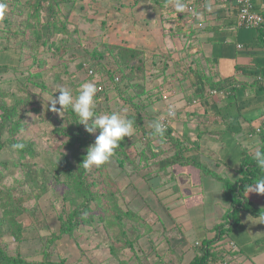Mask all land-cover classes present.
Segmentation results:
<instances>
[{
    "label": "crops",
    "instance_id": "0c3cea01",
    "mask_svg": "<svg viewBox=\"0 0 264 264\" xmlns=\"http://www.w3.org/2000/svg\"><path fill=\"white\" fill-rule=\"evenodd\" d=\"M15 1L19 3L20 0ZM116 1L122 5L111 2L114 7H102L108 5H103L104 0H98L99 5L102 4V38H107L110 44L142 50L147 57L153 58L152 61L157 58V62L167 64L178 59L184 62L183 57L187 55L191 62H199V58L205 60L203 66L196 63L195 70L183 66L184 73L189 70L183 82L176 79L171 85L168 83L170 89L163 93V99L142 111L147 129L166 114L169 107L176 111L171 123L174 140L165 138L161 142L157 137L152 138L142 149H145V157L139 163L144 168L142 177L149 184L151 177H155L159 181L158 187L184 192V196H176L175 200H161L163 211L183 221L178 225L173 218L176 226L168 228L156 211L144 217L132 210L145 221L150 220V224L160 231L161 239L168 241L175 250L193 251L198 243H211L217 258L227 256L225 259L231 264H264V195L248 193L247 189L244 201L248 209L240 208L237 222L231 226L226 222L234 208L224 188V180L237 183L241 179L243 163L256 149L264 150V133L260 130H264V82L258 79L264 75V47L260 48L264 45L262 34L256 30L252 40L239 39L238 10L233 2L215 4L209 1L203 6L200 0H185V10L177 13L160 11L151 3L140 0ZM258 1L257 8L264 13L262 1ZM4 2L8 7L0 16V33H5L9 22L18 20L13 11L16 8L10 15L13 3L10 0ZM190 5L194 7L193 12L186 11ZM17 6L21 7L20 4ZM171 23L176 29H168ZM179 34L184 36V42L179 40ZM187 38L188 43L185 42ZM251 44L255 48H249ZM4 52H0V65L6 61ZM201 76L211 85L219 83L224 86L221 90L232 92L221 98L210 96L209 87L203 86ZM178 154L182 156L180 162L174 161ZM197 163H201L207 172ZM262 177L264 171L256 173L253 183ZM171 181L177 184L170 187ZM128 188L121 190L122 193L125 194ZM207 196L211 198V207L206 201ZM144 203L147 207L148 203L143 201L141 204ZM196 217L197 225L193 226L203 231L204 238L192 245L181 236L185 237L183 223L195 221ZM228 235L236 244L231 252L227 250L229 245L220 244V240ZM197 251L194 256H188L190 261L200 256L201 250Z\"/></svg>",
    "mask_w": 264,
    "mask_h": 264
},
{
    "label": "rangeland",
    "instance_id": "374dc122",
    "mask_svg": "<svg viewBox=\"0 0 264 264\" xmlns=\"http://www.w3.org/2000/svg\"><path fill=\"white\" fill-rule=\"evenodd\" d=\"M76 1L74 8L70 10V30L73 34L62 44L65 48L62 53L64 54L63 57L60 54L61 52L56 56L53 51L44 52L43 48H40V52L32 50L28 47L31 44L27 43L26 45L24 44L25 48L22 60H20L22 62V67L19 68L20 71L13 70L7 75L0 76V83L18 79L19 87V89L9 92L10 96L7 99L0 97V104L4 103L9 108L14 105L18 106L19 116L15 120L20 121L19 130L15 136L13 138L10 137V129L7 128L3 139L8 144L0 152V161L6 162L10 166V168H6L2 164L0 165V170L5 175V184H12L14 180L23 177L26 173L23 165L27 161L31 162L30 158L22 159L21 152L12 149L13 144L23 143L32 147L37 154L35 159L36 163H38L37 165L47 167L49 162H57L60 157L72 156V152L64 147L70 135L75 134L87 138L90 143L89 146H91L95 143L96 136L99 134V131L95 134H89L85 130L84 125L80 124L79 119L76 120L70 115L68 109L63 116L49 110V100L52 96L55 98L59 95L58 90L61 87L70 90L75 98L80 84L95 81L98 87L97 81L102 78L109 84V80L112 78L110 76L111 73L116 74L118 69L114 59L115 53L110 52L102 45L103 43H109L107 38H102L103 29L100 22V6L102 4L99 5L98 0ZM10 2L16 4V6L13 4L11 6V10L17 9L13 10L15 11V17H17L18 21L25 22L29 18V0H20L19 3L15 0H10ZM111 2L122 5L118 1L104 0L103 5L108 6L102 7H114ZM257 2L259 3V1ZM18 4L21 5L20 8L17 6ZM66 7L64 6L63 8L65 9ZM155 8L161 11L160 7L155 6ZM173 8L175 7L173 6ZM22 9H24L23 12H20ZM68 9L64 10L65 13ZM171 10L172 8H170ZM32 21L36 24L34 18ZM172 25L171 23V27L168 29L171 30ZM24 26L27 28L26 22ZM176 27L178 28L179 26ZM238 32L240 33L239 39L241 41L245 39L249 41L252 40L256 30L240 28ZM179 35V40L184 42V36L182 34ZM187 41L188 38L185 42L188 43ZM96 49L105 54L102 59H99L100 62L90 56ZM37 57L44 62L46 61L42 68L38 67ZM186 58H188V61ZM152 59L147 57L145 53L143 60L147 68V91L153 95H163L164 92L169 91L170 87L167 84L171 85L176 79L183 82V78L186 77L183 74V66L189 67L191 65L195 67L196 63L197 66H203L205 63V60L201 58H199V62H191L188 55L183 57L184 62L178 59L171 61V64L162 61L157 62V58L154 61ZM83 64L85 68L80 69V65ZM91 69L96 71V77L90 76L89 72ZM37 73H42V76L39 78L34 77V74ZM129 94L122 96L119 94L117 87L110 88L103 93L97 92V114L119 111L125 114L128 119L133 120L135 125L137 122L136 116H138L136 108H141L142 102L138 98L135 99L134 103L129 101ZM59 107L57 105V108ZM125 109L127 110L126 113L123 112ZM2 113L3 111L0 110V115ZM148 121H151V119ZM143 137L141 133H134L132 137H128L126 146L128 147L127 155L130 160L126 161V167L121 168L116 160L117 155L118 157H124L121 154L122 151L119 153L115 152L106 168L89 174V178L90 180L100 181L101 178L104 179L106 176L105 173H108L114 179V182L110 180L114 186L108 185L105 181L106 183L100 186L101 190L107 192V190L115 191L117 189L121 191L129 186L124 191L125 194L122 191L118 192V202L124 210H137L144 217L156 211L157 215L161 217L162 223L167 224L168 228L176 226L174 225L175 220L178 225H181L183 221L181 218H176L172 213L170 215L168 211H163L165 208L161 206V200H175L176 196L182 194L184 196V192L179 193L174 188L168 190L166 187H158L159 181L155 177H151L150 184L142 177L144 168L139 163V160L141 161L142 159V149L147 145ZM10 139H13L11 144L8 142ZM133 162L136 166L138 165L137 169L133 168ZM156 168L158 169L159 167L156 166ZM128 177L129 179H127ZM61 181L64 182L63 179ZM130 181L133 183L129 184ZM176 184V181H171L170 187ZM121 187L124 188L122 189ZM63 192V186L58 185L52 188L48 194L39 200L38 211L34 213L28 212L18 217V221L23 226V238L21 240H17L10 232H5L1 237V247L10 256L22 257L27 261V264H42L47 259L48 254L51 261H63L64 264H123L122 261L125 264H190L191 261L188 256H194L195 252H198L195 246L193 251L189 249L182 251L178 248L175 250L168 241L161 239L160 231L155 228V225L150 224V220L145 221V219L137 222L138 224L136 223V225H125L131 240H136L134 249L127 248L119 251V258L114 257L111 250L113 241H115V245L118 248H122V244L115 240L117 235H120L119 227L116 225L113 229L106 228L105 225L81 226L73 236H59L60 223L58 218L67 207L62 198ZM143 201L148 203L147 207L145 206L146 203L141 204ZM206 201L211 207L210 196H207ZM188 205H192V202H188ZM2 213L3 208L0 207V215ZM184 215L188 216L186 213ZM185 218L187 219L188 217ZM133 222L135 221L130 223ZM193 225H197V217L195 221H185L183 223L185 237L181 236L183 240L186 239L192 245L204 238L202 236L203 231L196 230ZM232 241L231 236L228 235L226 239L220 240V244L229 245ZM190 252L193 254L187 255Z\"/></svg>",
    "mask_w": 264,
    "mask_h": 264
},
{
    "label": "trees",
    "instance_id": "16d2710c",
    "mask_svg": "<svg viewBox=\"0 0 264 264\" xmlns=\"http://www.w3.org/2000/svg\"><path fill=\"white\" fill-rule=\"evenodd\" d=\"M140 1L151 3L160 7L161 10H170V8H172L171 11L174 10L176 12L175 8H173L174 5H172L173 3H176V0ZM184 1L185 0H181L182 3ZM76 2V0H29V18L25 21L27 28L24 26L25 22L22 23L21 21L16 20V23H14V21L10 20L11 22L8 23L5 33H0V52L6 51L4 52L6 61L0 65V76L7 75L13 70L20 71L19 68L22 67V62H20V60H22L23 50L27 43L31 44V46L28 47L32 50L40 52V48H43L44 52L53 51V54L56 53V56H58L57 54L61 52L60 54L63 57L64 54L62 53L64 52L63 50L65 48L64 45L62 46V44L63 42H66L67 39L73 34L70 30V10L74 8L73 6H75ZM200 2L202 3L201 0ZM229 2L232 3L230 0L227 2L221 0L214 3L225 4ZM202 5L204 6L205 4L202 3ZM64 6H67L65 9L69 8L66 13L64 11L65 9L63 8ZM12 12L13 11L11 10L10 15ZM20 12H23V9ZM33 18L36 20V24L32 21ZM255 30L262 34L261 40L264 43V27L255 28ZM102 45H104L110 52L115 53L114 59L118 65V69L116 74L111 73L110 76L112 78L109 80V84L103 78V80L100 79L97 81L98 85L102 84L104 87V90L99 93H103L110 88L117 87L119 94L122 96L130 93L129 101L134 103L135 99L138 98L140 102H142V109L136 108L138 116H136L137 122L134 125V133H141L142 137L144 136L143 138L146 140L148 146L151 143V139L155 138L152 135L153 125H151V128L147 129L148 126L146 127L144 125L142 111L156 102L161 101L163 99V95H153L147 91V68L146 63L143 60L145 52L142 50L132 49L125 46H117L109 43H103ZM262 46L264 47V45H260V48H262ZM249 48H255V46L251 44ZM90 56L98 60L97 62H100L99 59H102L105 54L99 52L98 49H96L90 54ZM37 58L38 60L36 62L38 63V67L42 68L46 61L44 62L39 59V57ZM83 67L85 68L84 64L80 65V69ZM188 69L195 70V68L191 65L188 67ZM188 69L187 73H183L184 77L188 76ZM95 72L96 71H94V74L90 76L96 77L97 73ZM262 72L264 73V71ZM40 76H42V73L34 74V77L36 78H39ZM17 80L18 79H13L0 83L1 98L7 99V97L10 96L9 92L13 91L14 89H19ZM200 80L204 82L203 86L209 87V90H211V88L221 90L224 87L219 83L211 85L208 83V79L202 76ZM225 91L227 92L226 89ZM0 110L3 111V113L0 115L1 152L6 147V144H8L7 142L3 141L6 134V129H10L9 136L13 138L19 130L18 125L20 124V121L15 120L19 116V109L17 105L9 108L6 104L2 103L0 104ZM68 110L70 115L78 120V117L75 115V113H73L70 108ZM260 130L261 133H264L262 128H260ZM256 131L257 129H255L253 134H255ZM172 135V128H169L166 131L165 138L172 141L174 140ZM11 140L13 139L8 141L10 144L13 142ZM127 140L128 137L122 141L120 147L115 151L117 153L122 151L121 154L124 156L118 157L117 155L116 160L118 161L121 168L126 167V161L130 160L127 155ZM89 145L90 143L87 138L75 134L70 135L69 140L64 145V147L72 152V156L60 157L57 162H49L47 167L38 166V163L35 161L37 154L35 151H33L32 147L25 145L23 150H19L22 154V159L27 157L30 158L29 160H31V162L27 161V163L23 165L26 170L25 175L14 180L12 184H5V175L0 170V207L3 208V213L0 215V264H27V261L22 257L10 256L5 251V249L1 247V237L5 234V232H10L17 240H21L23 238V226L18 221V217L28 212L34 213L38 211L39 200L44 195L48 194L52 188L58 185L63 186L64 192L62 194V198L67 205L58 218L60 223L59 236H73L81 226L94 227L105 225L106 228L108 227L113 229L116 225L119 227L120 235L118 234L115 240L116 242L122 244V248H118L115 245V241H113V245L111 247L113 256L119 258V251L121 249H134L136 239L131 240L128 229L125 225H136L137 222L142 221V218L139 217V215L133 210H124L119 204L118 192L121 191L116 189L115 191L107 190L106 192L100 189V186L106 182L108 185L114 186L113 183L110 182V180H113L114 182V179L111 178L108 173H105L106 176L104 179L101 178L100 181L90 180L89 174L96 173L97 170H103L106 168V165L101 168H83V159L87 155L86 150L88 149ZM144 150L141 151L142 159L145 157ZM179 154H181V152ZM179 154L176 155L174 161H181L179 159H181L182 156ZM142 159L140 162H142ZM1 164L6 168H10L6 162L0 161V165ZM20 165L22 166V164ZM132 165H134V169H137L138 165L136 166L134 162ZM197 165L207 172V169L201 163H197ZM242 168V177L237 183L224 180L225 192L228 198H230L234 208L233 211L227 216L226 224H230L231 226L235 225L237 222V214L239 209H248L247 203L244 201L245 192L247 191L246 186L253 183L252 180L255 179L256 173H263L261 169L256 167L254 155H250L246 159V162L243 163ZM62 179L64 182L61 181ZM254 214L257 213L254 212ZM129 221L135 222L130 223ZM195 247L201 250V254L200 256L195 257L190 264H214V262L219 259L217 258L211 243H203L201 245L197 244ZM47 256V259L42 264H64L63 261H51L50 255L48 254ZM122 263L125 264L124 261H122Z\"/></svg>",
    "mask_w": 264,
    "mask_h": 264
},
{
    "label": "clouds",
    "instance_id": "9594fccd",
    "mask_svg": "<svg viewBox=\"0 0 264 264\" xmlns=\"http://www.w3.org/2000/svg\"><path fill=\"white\" fill-rule=\"evenodd\" d=\"M7 7L4 0H0V16L6 12ZM174 7L177 13H182L185 10V4L181 0H176ZM77 92L78 94L74 98L70 90L61 87L58 90L59 95L55 98L52 96L49 100V110L63 116L66 114V110L70 108L89 134H95L99 131L95 143L86 150L87 155L83 159L82 166L84 169L101 168L110 162L122 141L126 137L134 135V121L128 119L125 114L119 111L97 114L98 87L95 81L80 84ZM57 105L60 107L57 108ZM126 111V109L123 110L125 113ZM167 115L174 118L176 115L174 108L169 107ZM166 130L163 123L154 122L152 135L163 142ZM24 148L25 144L23 143L12 145L13 150H23ZM254 160L256 167L264 171V151L256 149ZM246 187L248 193L256 192L264 195V177L257 179L253 184Z\"/></svg>",
    "mask_w": 264,
    "mask_h": 264
},
{
    "label": "built area",
    "instance_id": "2783aa9c",
    "mask_svg": "<svg viewBox=\"0 0 264 264\" xmlns=\"http://www.w3.org/2000/svg\"><path fill=\"white\" fill-rule=\"evenodd\" d=\"M201 1L203 4H206L209 1L217 2L221 0H201ZM222 1L227 2L229 0H222ZM230 1L234 2L238 8V14H237L238 27L246 28V29H255V28L264 27V13L259 11L257 8L258 0H230ZM261 1H262L261 9L264 11V0ZM186 11L193 12L194 7L192 5L187 6ZM239 48L242 49L243 45H239ZM89 74L93 75L94 71L91 69ZM258 79L264 82V76H260ZM103 90H104L103 85L102 84L98 85V92H102ZM208 93L212 97L217 96L220 98L225 97L228 94L226 91L218 90V89H211L209 90ZM165 99L167 98L165 97ZM172 119L173 117H168L166 113L160 116L158 121L163 123L166 126V129L168 130L169 128H171ZM198 244L201 245L200 243ZM235 248H236V244L234 242H231L227 250L231 252V250ZM226 257H224L223 259L216 260L214 264H231L229 259H225Z\"/></svg>",
    "mask_w": 264,
    "mask_h": 264
}]
</instances>
